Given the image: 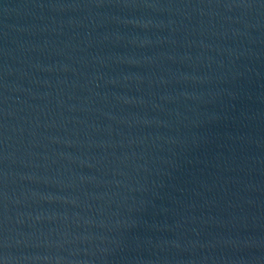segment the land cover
<instances>
[{
    "label": "water",
    "instance_id": "water-1",
    "mask_svg": "<svg viewBox=\"0 0 264 264\" xmlns=\"http://www.w3.org/2000/svg\"><path fill=\"white\" fill-rule=\"evenodd\" d=\"M0 264H264V0H0Z\"/></svg>",
    "mask_w": 264,
    "mask_h": 264
}]
</instances>
